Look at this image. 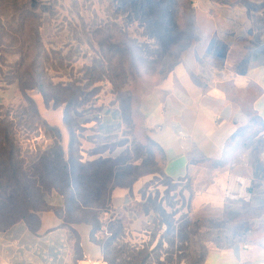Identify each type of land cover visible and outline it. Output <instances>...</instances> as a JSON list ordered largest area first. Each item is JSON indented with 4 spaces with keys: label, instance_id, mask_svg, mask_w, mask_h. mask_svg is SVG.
I'll return each mask as SVG.
<instances>
[{
    "label": "crops",
    "instance_id": "0c3cea01",
    "mask_svg": "<svg viewBox=\"0 0 264 264\" xmlns=\"http://www.w3.org/2000/svg\"><path fill=\"white\" fill-rule=\"evenodd\" d=\"M190 10L183 42L163 60L162 84L140 101V141L156 146L161 176L173 183L208 180V165H213L214 192L196 193V210L234 202L257 212L253 220L264 228V0H190ZM8 93L0 88V105L8 102ZM32 99L68 157L71 137L63 107L46 108L40 94ZM98 113L99 122L70 119L102 139L124 138L116 108L104 106ZM89 134L80 138L85 151L96 147ZM123 150L83 155L89 161L116 159ZM141 182L114 189L110 199L113 218L123 222L125 243L134 251L147 250L137 243L147 233L148 214L138 210L146 201ZM92 230L88 222L68 221L63 200L54 192L44 210L0 231V264H108ZM202 264H264V245L213 250Z\"/></svg>",
    "mask_w": 264,
    "mask_h": 264
},
{
    "label": "rangeland",
    "instance_id": "374dc122",
    "mask_svg": "<svg viewBox=\"0 0 264 264\" xmlns=\"http://www.w3.org/2000/svg\"><path fill=\"white\" fill-rule=\"evenodd\" d=\"M44 1L51 2L48 6L50 14L47 16L50 19V25H46L42 30L48 42L46 47L51 50L53 47L61 49L60 47L63 46V53L54 57L55 62L50 59L48 64L55 66L59 63L64 75L72 74L75 79L81 80L82 75H77L79 70L90 72L95 69L98 73L99 70L103 71L101 62L97 60L98 48L90 41V36L94 32L98 41H102L106 35L112 36V50L107 58L113 57L111 80L116 86L112 87L105 82L101 84L100 87L105 93L103 96H106L103 99L106 105L111 100L122 103L126 121L125 133L129 138L135 133L140 139L141 130L138 131L136 125L142 119L138 113L136 101L137 99L140 101L142 94H145L144 96L155 94L164 79L163 61L159 66L146 58L155 57L156 53L162 52L161 48L159 50L155 48L156 42L151 41V38L156 37L159 45H163V53L168 54L175 46H180L185 37L184 26L188 25L192 17L190 3L178 0L171 14H167V10L163 9L151 12V15L156 14L164 21H176L177 28L169 33V29L166 32L167 29L162 28L165 25L164 22L154 24L148 10L142 13L138 9L140 0H136V4L131 3L130 6L127 4L130 0ZM120 14L125 16L123 18L125 24L120 19L114 24L116 28L109 27L104 30L100 27L107 15L119 17ZM0 15L3 16L1 23L4 30V33L0 34L2 45L0 46V88L9 91L8 102L4 106L6 110L0 115H8L11 119L15 128L16 142L22 149V157L27 164H31L38 159L46 147L52 144L50 137H53V133L42 124L41 119L34 116L30 108L29 101L34 102L32 96L40 93L37 90L21 93L13 73L17 70L15 64L20 62L21 55L23 57L26 55V51H20L19 42L23 45V40L27 39L33 27L34 30L36 29L37 24L26 25L23 28L17 27V21L12 20V11L4 7L0 10ZM124 28L128 35L120 34ZM76 40L80 41V44ZM122 44L129 54L127 70L130 74L127 76V81L119 75L120 60L114 58L116 46ZM28 54L25 65L27 67L34 59V50ZM51 56H54L53 53ZM45 91L51 95L48 89ZM127 141L131 144L132 140H124L120 143ZM142 142L148 146L147 148H152L149 143L146 145L145 140ZM96 143V145L100 144V142ZM131 146L135 154L126 156L125 159L131 157L138 159L135 163L137 170L133 171V177L138 176V180H142L140 194L146 200L145 202L143 200L138 210L148 214L147 224H145L147 233L137 242L142 241L147 249L141 255V259H144L148 254L147 264H202L209 252L213 250L249 246L255 243L264 245V228H257L253 220L257 212L238 205L239 209H237L234 202H223L221 205L214 206L204 205L198 210L193 207L192 198L196 193L214 192L211 187L213 165H208V180L173 183L161 176L160 159L155 150L152 152L155 156H150L149 153L146 154V148L142 149L134 144ZM76 151L77 149L74 154H77ZM218 191L217 193H220L221 190L218 189ZM47 201L48 197L46 203L39 205L36 211L39 212L47 207ZM0 230L3 231V229ZM117 244L122 246L120 243ZM116 250L119 249L116 248ZM115 257L116 255L110 256L109 262Z\"/></svg>",
    "mask_w": 264,
    "mask_h": 264
},
{
    "label": "trees",
    "instance_id": "16d2710c",
    "mask_svg": "<svg viewBox=\"0 0 264 264\" xmlns=\"http://www.w3.org/2000/svg\"><path fill=\"white\" fill-rule=\"evenodd\" d=\"M135 1H127V4L129 6L131 3L136 4ZM185 1L190 3V0ZM177 2L178 0H140L138 3L140 8L138 9L142 13L148 10L150 18H153V23L164 22L165 25L162 28L167 29L166 32L169 29V33H171L172 30L177 28L176 21H164L159 19L156 14L151 15V12L163 9L167 10V14H171ZM50 3L44 0H0V10L3 7L11 10L12 20L17 21V27L23 28L26 25L37 24L36 29L34 30L33 27L27 39L23 40V45L19 42L20 51H26V55L23 57L21 52L19 53L21 60L15 64L17 70L13 73V78L18 81L21 93L25 94L28 90H37L42 95L46 108L57 109L63 107L64 119L71 137L69 155L66 157L65 151L58 141V133L42 122L53 133V137H50L52 144L41 152L34 163L27 164L22 157V149L19 143L16 142L15 128L11 119L8 115H0V229L6 230L17 223L28 221L32 214L37 212L38 206L46 203V198L56 192L63 200L68 221L82 220L92 225V240L103 247L108 264H147L148 254L144 259H141V255L146 250H130L125 243V226L119 217L113 218L110 199L114 189L130 187L139 178L138 176L133 177V171L137 170L135 163L138 159H135V157L125 159L126 156L135 154L131 145H138L142 149L146 148V154L149 153L150 156H155L152 153L154 150L159 156L158 150L150 141H146L147 144L146 142L145 144L148 145L149 143L152 148H147L148 146H145L135 133L130 136L131 138L128 137L125 133L126 121L121 102L119 104L111 100L108 101V105L104 102L103 97L106 96H103L105 93L100 87L101 84L107 83L112 87L116 86L111 80L113 57L107 58L109 57L108 53L112 50V36L106 35L102 41H98L95 33H91L90 41L97 46V60L103 66V71L100 72L99 70V73L95 69L90 72L79 70L77 75H82V79L78 80L72 74L64 75L61 71L62 66L59 63H56L55 66L48 64L50 59L55 62L54 57L63 53V46L60 47L61 49L55 47L51 50L47 49L48 42H46L42 32L46 25H50V19L47 18L50 14L48 7ZM124 17L121 14L119 17L107 15L100 27L104 30L109 27L116 28L114 24L120 19L125 24ZM2 19L3 16L0 15V34L4 33ZM120 34H127L126 28L121 30ZM76 41L80 44V41ZM151 41L156 42L155 48L157 50L161 48L162 52L156 53L155 57L146 58L151 59V62H156L160 66L167 52L163 53V45H159L156 37H152ZM0 46H2L1 42ZM50 46L52 47L51 44ZM116 48L114 58L120 60L121 73L119 75L126 80L130 74L127 70L129 54H127V48L123 44L116 46ZM32 50H34V59L31 65L27 67L25 65L28 53ZM52 53L54 56H51ZM56 81L58 82L56 83ZM45 89H48L51 95H48ZM109 94L113 96L112 93L109 92ZM144 95L142 94L140 98L142 99ZM140 101L139 99L136 101L138 103L136 106L138 113ZM29 102L34 116L40 120L34 102ZM104 106L116 108L120 112L125 127L124 138L120 140L102 139L94 129L87 130L83 125L84 123L75 124L70 119L71 117L78 118L88 113L99 112ZM5 110L6 108L0 105V113ZM90 120L100 121L96 117ZM88 132L93 134H89L88 138L90 140L95 143L100 142L91 151L83 150L80 142V138L85 139V134ZM130 139L133 141H131V144H129V141L120 143ZM116 147H124L122 154L116 159L102 158L89 161L83 155H96L113 150ZM75 149H77V154H74ZM105 216H110V218L104 221ZM117 243L122 244V246ZM116 248L119 250H116ZM112 255H116V257L109 262L108 258Z\"/></svg>",
    "mask_w": 264,
    "mask_h": 264
},
{
    "label": "built area",
    "instance_id": "2783aa9c",
    "mask_svg": "<svg viewBox=\"0 0 264 264\" xmlns=\"http://www.w3.org/2000/svg\"><path fill=\"white\" fill-rule=\"evenodd\" d=\"M87 118H94L96 117L97 119L101 120L102 119V114L101 113H88L85 115Z\"/></svg>",
    "mask_w": 264,
    "mask_h": 264
}]
</instances>
